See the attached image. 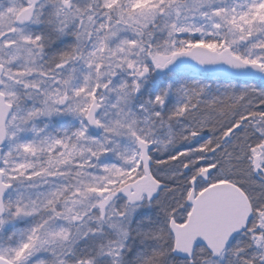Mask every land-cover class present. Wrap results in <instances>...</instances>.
I'll use <instances>...</instances> for the list:
<instances>
[{"label": "snow or ice", "instance_id": "6c2138e0", "mask_svg": "<svg viewBox=\"0 0 264 264\" xmlns=\"http://www.w3.org/2000/svg\"><path fill=\"white\" fill-rule=\"evenodd\" d=\"M0 264H264V0H0Z\"/></svg>", "mask_w": 264, "mask_h": 264}]
</instances>
